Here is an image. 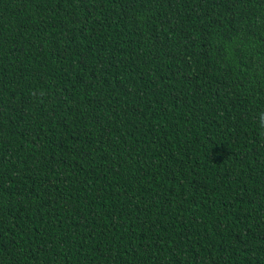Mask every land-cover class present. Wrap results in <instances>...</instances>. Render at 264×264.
Masks as SVG:
<instances>
[{
  "label": "trees",
  "instance_id": "trees-1",
  "mask_svg": "<svg viewBox=\"0 0 264 264\" xmlns=\"http://www.w3.org/2000/svg\"><path fill=\"white\" fill-rule=\"evenodd\" d=\"M264 0H0V264H264Z\"/></svg>",
  "mask_w": 264,
  "mask_h": 264
},
{
  "label": "clouds",
  "instance_id": "clouds-1",
  "mask_svg": "<svg viewBox=\"0 0 264 264\" xmlns=\"http://www.w3.org/2000/svg\"><path fill=\"white\" fill-rule=\"evenodd\" d=\"M260 124H261V126H264V113H262L261 115H260Z\"/></svg>",
  "mask_w": 264,
  "mask_h": 264
}]
</instances>
